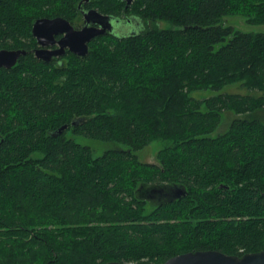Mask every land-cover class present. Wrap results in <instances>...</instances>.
Returning <instances> with one entry per match:
<instances>
[{
    "label": "trees",
    "instance_id": "obj_1",
    "mask_svg": "<svg viewBox=\"0 0 264 264\" xmlns=\"http://www.w3.org/2000/svg\"><path fill=\"white\" fill-rule=\"evenodd\" d=\"M78 3L0 0V49L24 47L37 18L73 22ZM130 11L150 27L97 39L62 68L27 52L0 70V264H162L191 251L264 250V33L223 24L240 15L264 25V0H136ZM239 83L249 94L191 96ZM225 112L236 117L213 135ZM74 136L114 146L94 156ZM156 141L155 162H141L137 152ZM151 187L186 194L155 204Z\"/></svg>",
    "mask_w": 264,
    "mask_h": 264
},
{
    "label": "water",
    "instance_id": "obj_2",
    "mask_svg": "<svg viewBox=\"0 0 264 264\" xmlns=\"http://www.w3.org/2000/svg\"><path fill=\"white\" fill-rule=\"evenodd\" d=\"M89 0H81L78 4V10L84 16V26L82 30H74L70 22L62 17L53 18H37L32 23L31 33L37 38L40 44H48L51 39L57 35L65 32L58 42L60 47L57 51L45 52L37 50L35 55L37 58L48 61L53 57L63 54L66 47L71 52L80 56H86L89 52L88 43L94 37L106 34V30L110 29V16H105L97 12L95 9L87 11L82 10V3ZM99 23L100 29L91 28V23ZM26 54L25 50H0V66L12 68L16 65L20 56ZM83 119H77L71 122L72 126L78 125ZM68 129V125H62L56 131L50 134L51 137L62 135ZM186 194L185 188H164L151 187L145 192L147 200L158 199L159 203L162 201L170 202ZM107 264H125L120 262H108ZM147 264V263H142ZM162 264H264V250L255 253H246L242 256L226 255L216 250L206 251H191L176 255L169 258Z\"/></svg>",
    "mask_w": 264,
    "mask_h": 264
},
{
    "label": "flooded vegetation",
    "instance_id": "obj_3",
    "mask_svg": "<svg viewBox=\"0 0 264 264\" xmlns=\"http://www.w3.org/2000/svg\"><path fill=\"white\" fill-rule=\"evenodd\" d=\"M80 1L81 0H79V2ZM89 1L88 2L83 1L82 10L87 11L89 9H95V10H97V12H99L102 15L110 16L111 19L109 20V22H110L111 26H110V29L106 30L107 31L106 34L100 35V36H97V37H94L93 39H91L88 43V46L92 42H94L95 40L100 39V38L117 40V39H123V38L129 37V36H135V35H138V34L144 32L145 29L150 27V24L148 22L141 19L140 17H138V15L133 14V12L130 11L131 5L136 0H119V3H121L122 6L119 8V10H117V8L113 9V11L111 13L100 12L99 9L89 6L88 5ZM70 24L74 30H77V31L82 30V28L84 26V16L81 14V12L79 10H78V14H77L75 20L73 22H70ZM89 27L100 29V24L97 22H95V23L93 22L89 25ZM31 29H32V26H31ZM31 29H30V35L31 36H30L27 44L23 45L24 47L1 48L0 50H2V49L25 50L26 53L27 52L31 53L32 57L35 58L38 62H40L44 66L49 67V68L53 67L55 69L62 68L64 66V63L66 62V60L69 57H72V56H74L76 58H83L84 57V56L74 54L73 52H71L69 50L68 47H66L63 54L58 55L57 57H53L48 61H44L42 59L37 58L35 55V52L37 50H43L45 52L57 51L60 47V44L58 41L63 36H65V32L55 35L51 39L52 42H50L48 44H40L37 42V38L35 36H33V34L31 33ZM20 58H21V56L18 58L17 63L19 62ZM17 63H16V65H17ZM14 67L15 66H13L12 68L9 69V68H6L4 66H0V70L9 71V70L13 69ZM54 74L57 76H61L62 72L59 70H56V71H54ZM149 201H152L155 204H159V201L157 198H155L153 200H149Z\"/></svg>",
    "mask_w": 264,
    "mask_h": 264
},
{
    "label": "rangeland",
    "instance_id": "obj_4",
    "mask_svg": "<svg viewBox=\"0 0 264 264\" xmlns=\"http://www.w3.org/2000/svg\"><path fill=\"white\" fill-rule=\"evenodd\" d=\"M223 24L225 26H232L236 30H239L241 32H246V33H264V25H252L248 24L245 20L244 17L240 15H230L226 16L224 18ZM158 27L160 28H168L170 25L167 22H159L157 23ZM225 93H237L240 95H247L249 94V91L245 89L244 87L241 86V84H232V85H227L221 89L215 90V89H205V90H197L191 94V96L195 99H203L219 94H225ZM236 117L235 114L230 113V112H225L222 115V122L220 127L217 129V131L213 134H219L224 132L231 120ZM69 137H71L70 133H68ZM74 139L76 142L89 146L91 150L93 151L94 156L100 155L104 150L108 148H113V144L111 143H103L96 141L91 138H86V137H81V136H74ZM162 147V143L159 141L152 142L150 145L145 147L143 150L137 152L138 158L141 162L145 163H151L155 162V155L157 151Z\"/></svg>",
    "mask_w": 264,
    "mask_h": 264
},
{
    "label": "bare ground",
    "instance_id": "obj_5",
    "mask_svg": "<svg viewBox=\"0 0 264 264\" xmlns=\"http://www.w3.org/2000/svg\"><path fill=\"white\" fill-rule=\"evenodd\" d=\"M72 24V23H71Z\"/></svg>",
    "mask_w": 264,
    "mask_h": 264
}]
</instances>
